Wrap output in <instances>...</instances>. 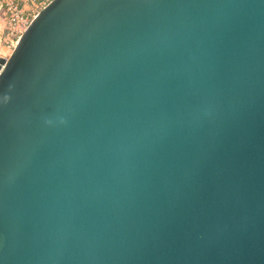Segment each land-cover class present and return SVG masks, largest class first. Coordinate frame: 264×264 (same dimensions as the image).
<instances>
[{
  "label": "water",
  "instance_id": "water-1",
  "mask_svg": "<svg viewBox=\"0 0 264 264\" xmlns=\"http://www.w3.org/2000/svg\"><path fill=\"white\" fill-rule=\"evenodd\" d=\"M3 62L0 264H264V0H52Z\"/></svg>",
  "mask_w": 264,
  "mask_h": 264
},
{
  "label": "built area",
  "instance_id": "built-area-1",
  "mask_svg": "<svg viewBox=\"0 0 264 264\" xmlns=\"http://www.w3.org/2000/svg\"><path fill=\"white\" fill-rule=\"evenodd\" d=\"M29 15L23 8L21 0H0V45L14 51L37 14L31 19Z\"/></svg>",
  "mask_w": 264,
  "mask_h": 264
},
{
  "label": "rangeland",
  "instance_id": "rangeland-1",
  "mask_svg": "<svg viewBox=\"0 0 264 264\" xmlns=\"http://www.w3.org/2000/svg\"><path fill=\"white\" fill-rule=\"evenodd\" d=\"M52 0H21L22 6L27 13H29V19L33 15L38 14L44 7H46ZM13 51L4 45H0V58L3 56L10 57Z\"/></svg>",
  "mask_w": 264,
  "mask_h": 264
},
{
  "label": "bare ground",
  "instance_id": "bare-ground-1",
  "mask_svg": "<svg viewBox=\"0 0 264 264\" xmlns=\"http://www.w3.org/2000/svg\"><path fill=\"white\" fill-rule=\"evenodd\" d=\"M1 58L5 59L6 61H7V59H8V57H7V56H3V57H1ZM4 64H5L4 62L0 64V65H1V68H3V67H4ZM0 71H1V69H0Z\"/></svg>",
  "mask_w": 264,
  "mask_h": 264
}]
</instances>
